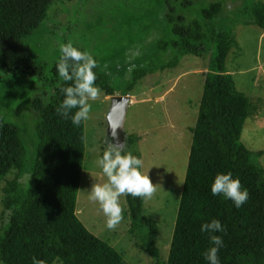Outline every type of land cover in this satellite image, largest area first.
Returning a JSON list of instances; mask_svg holds the SVG:
<instances>
[{"label": "trees", "instance_id": "obj_1", "mask_svg": "<svg viewBox=\"0 0 264 264\" xmlns=\"http://www.w3.org/2000/svg\"><path fill=\"white\" fill-rule=\"evenodd\" d=\"M85 1L88 0H0V82L14 79L39 85L28 96L37 140L33 160H26L20 124L0 114L2 264H33V257L40 264L56 260L63 264H126L77 216L85 154L84 122L77 127L57 114L64 99L60 89L69 86L59 78L58 60L47 65L34 59L32 48L24 42L37 32L56 4ZM174 2L175 5L173 0L166 1L163 23L167 35L154 45L157 59L172 54V60L162 68L177 64L178 55L202 57L211 50L212 57L207 71L201 73L202 95L197 120L190 127L192 144L170 249L167 258L156 264H208L204 253L210 246L209 239L200 226L213 218L226 229L225 233H217L224 240L219 252L221 264H264V167L254 160L264 150L251 151L241 141L251 100L236 88L226 67L229 54L238 45L237 35L233 26L224 22L223 0ZM248 13L250 22L264 31V2L251 3ZM133 63V71L125 76L127 71L121 70L116 84L114 71L97 62L96 85L107 96L114 95L117 88L122 95H132L147 74L160 71L155 59L146 63L137 59ZM140 139V135L126 134L124 143L141 158L135 149ZM28 140L33 141V135ZM106 143L108 148L112 142ZM228 171L249 192L247 203L239 209L231 200L211 194L214 176ZM12 172L14 177L9 179ZM144 201L126 197L130 234L137 238L135 246L155 259L159 254V226L146 214Z\"/></svg>", "mask_w": 264, "mask_h": 264}, {"label": "rangeland", "instance_id": "obj_2", "mask_svg": "<svg viewBox=\"0 0 264 264\" xmlns=\"http://www.w3.org/2000/svg\"><path fill=\"white\" fill-rule=\"evenodd\" d=\"M166 1L88 0L71 5L63 2L51 7V17L24 39L32 48L34 59L47 65L59 60L61 45L71 41L81 50L92 52L104 68L114 71L116 84L121 70H126L127 76L129 66L137 59L145 63L155 59L158 64L160 71L147 74L135 86V93L130 94L123 125L125 136H141L135 149L141 153L143 170L146 173L149 169L148 176L157 189L151 199L144 201L146 214L159 226V254L155 259L135 246L137 238L130 234L126 197H121L123 220L114 230L106 227V217L99 205L88 198L93 183L107 180L96 160L103 147L107 149L106 142L111 143L107 137V116L113 95L107 96L100 89L97 100L90 101V119L84 122L85 154L76 200L77 216L89 232L105 240L126 264H156L167 258L192 144L190 127L197 120L202 95L201 73L207 71L212 57L211 50L202 57L178 55L176 66L162 68V64L172 60L171 53H160L162 60L157 59L154 48L167 35L163 23ZM255 1L264 2L223 0L222 13L238 40L227 58V70L236 88L251 100L250 116L241 133V141L251 151L264 150V31L251 23L248 15L249 5ZM124 61L126 64L121 66L119 63ZM24 81L0 82V114L9 122L20 124L28 162L34 159L37 145L28 101L39 85ZM116 94H122V90L117 88ZM32 135L33 141L28 140ZM254 160L264 167V154ZM13 177L14 172L8 178ZM2 198L0 193V228L4 225ZM53 264L63 263L56 260Z\"/></svg>", "mask_w": 264, "mask_h": 264}, {"label": "clouds", "instance_id": "obj_3", "mask_svg": "<svg viewBox=\"0 0 264 264\" xmlns=\"http://www.w3.org/2000/svg\"><path fill=\"white\" fill-rule=\"evenodd\" d=\"M60 52L56 65L58 75L69 86L61 87L64 99L56 111L59 116L70 119L74 126L79 127L90 119V101H96L100 95L94 71L98 64L92 52L81 50L71 41L62 44ZM134 67L129 66L128 72L131 73ZM96 164L107 180L93 183L88 189V198L99 205V210L106 217V227L114 230L123 220L121 197L151 199L157 189L148 176L149 169L146 173L143 170L142 158L128 150L125 143H111L98 157ZM210 190L213 196L231 200L237 209L249 199L248 190L231 171L218 172L211 182ZM200 231L208 235L210 245L204 253V259L208 264H221L219 252L224 247V240L217 233H225V227L220 220L213 218L202 223ZM32 259L33 264H40L35 257Z\"/></svg>", "mask_w": 264, "mask_h": 264}, {"label": "water", "instance_id": "obj_4", "mask_svg": "<svg viewBox=\"0 0 264 264\" xmlns=\"http://www.w3.org/2000/svg\"><path fill=\"white\" fill-rule=\"evenodd\" d=\"M129 103L130 95L116 94L111 97L107 116V137L114 144L124 143L125 132L123 125Z\"/></svg>", "mask_w": 264, "mask_h": 264}]
</instances>
